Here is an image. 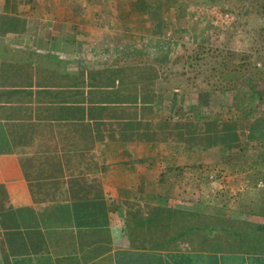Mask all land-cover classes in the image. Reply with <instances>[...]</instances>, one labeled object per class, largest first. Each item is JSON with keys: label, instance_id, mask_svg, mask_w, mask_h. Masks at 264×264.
<instances>
[{"label": "crops", "instance_id": "1", "mask_svg": "<svg viewBox=\"0 0 264 264\" xmlns=\"http://www.w3.org/2000/svg\"><path fill=\"white\" fill-rule=\"evenodd\" d=\"M62 1L0 0V15L51 21L54 31L63 26L84 42L73 50L141 52L122 39L106 45L98 32L123 38L141 30L147 14L129 11L131 1L65 0L81 7L69 14ZM51 2L53 19L43 12ZM127 17L136 21L118 25ZM78 24L87 28L84 40ZM14 44L21 42L5 45ZM10 89L0 86V264H264V217L249 213L254 188L247 172L233 170L240 162L222 155L183 167L153 157L155 164L135 166L145 157L123 152L125 143L103 137V126L99 139L92 119L45 105L1 106ZM175 165L182 170L163 169Z\"/></svg>", "mask_w": 264, "mask_h": 264}, {"label": "trees", "instance_id": "2", "mask_svg": "<svg viewBox=\"0 0 264 264\" xmlns=\"http://www.w3.org/2000/svg\"><path fill=\"white\" fill-rule=\"evenodd\" d=\"M165 1L168 0L144 2V10L150 22L153 23L151 37H146L148 40H143L141 36L138 42L126 44L122 42L121 37L112 35L110 29L102 30L103 32L98 30L100 39L103 38V43L106 45L121 40L122 44H126L125 46L140 47L143 44L144 48H149L151 43H155V37L168 36L165 30L166 21L163 17ZM23 2L31 6L35 5V0H20V3ZM64 4L67 14L71 10L75 12L76 9L81 8L79 5L75 9L73 3L72 8L71 3L64 2ZM52 7H54L53 2L44 8V13L49 16L48 18L52 17L51 19L54 18L55 9ZM196 12L220 24L219 14L223 16L226 10L216 7H199ZM39 23L38 20L34 21L18 14L0 15V60H2L0 62V86L11 87L12 94L16 93L17 96L16 102H13L7 97L11 93L8 94L2 99L1 106L33 109V107L45 105L59 109L67 116L87 117L94 120L98 138L101 139V126H103V137L111 142H146L152 146L159 142L171 141L182 144L186 149L201 147L203 144L204 147H215L231 146L241 142L242 138L234 122L228 124L221 122L219 128H215V118L210 121L194 120L190 113L184 112L187 118L183 119L182 110H180L182 106H179L173 115L163 116L157 112V100L174 99L179 95V92L175 90L169 93V89L164 86L175 73L172 71L164 73L160 70L161 65L169 66L174 60L164 63L153 57L127 58L118 55L111 62L103 65L84 67L78 60V51L73 50L74 44L84 42L75 38V34L65 33L64 30L54 31L52 36L47 38L42 31L37 30ZM79 27L85 28L83 24L76 25V28ZM173 30L175 32V29ZM8 40L21 42V44L11 45L7 49L5 44ZM27 43H30L29 49L24 47ZM188 57L193 56L188 55ZM6 59L9 63L3 65ZM187 63L189 67L193 66L192 61ZM232 88H234L233 85L231 88L228 86L231 92ZM207 90L209 89L204 88L203 91ZM216 90L218 89L210 91ZM200 94L202 92L197 90L195 93L192 92V97L197 99ZM200 129H202L204 143H201L200 138H196V132ZM259 129L252 128L256 135L262 132L258 131ZM249 143L250 146L260 147L264 144V138L257 136ZM151 159L152 161L149 157H145L137 160L136 166L149 167L151 163H154L153 157ZM260 160L264 165V158ZM158 162L160 164L159 160ZM194 165L209 173H218L215 168L203 167L202 163ZM163 169L181 171L182 167L175 165ZM239 169L241 171L244 167L241 166ZM242 171L245 172V170ZM262 175L264 174L258 171L254 174L247 172L246 177L252 181L250 184L254 188L253 199L248 204L249 213L251 211L250 214L264 217V184L263 187L258 186V180L261 178L264 180Z\"/></svg>", "mask_w": 264, "mask_h": 264}, {"label": "rangeland", "instance_id": "3", "mask_svg": "<svg viewBox=\"0 0 264 264\" xmlns=\"http://www.w3.org/2000/svg\"><path fill=\"white\" fill-rule=\"evenodd\" d=\"M63 1L60 7L65 13L67 10ZM106 1L111 4L114 0ZM128 1H131L130 7L127 8L129 11H144L147 14L144 10V2L147 0ZM39 2L42 3L43 0ZM110 4L109 6H112ZM199 7H216L221 10L223 8L226 12L223 16L219 14L221 21L219 24L207 16L197 14L196 10ZM165 16L173 18L166 26L169 30L175 29V32L170 31L168 36L155 37V43L149 45L150 50L146 51L147 48H144L142 44L141 52L113 48V50L105 51L97 49L96 51H78V60L79 57L81 58L80 64L84 67L99 66L111 62L118 55L127 58L153 57L164 63L174 60L169 66L161 65L160 70L164 73L170 71L175 73L164 86L169 89V93L175 90L179 92V95L174 99L157 100V112L163 116L173 115L174 111L182 106L180 110H182L183 119L187 118L184 115L185 112L190 113L194 120L210 121L215 118V128H219L221 122L225 124L234 122L242 140L231 146H223V150H217L221 146L204 147V144L201 147L186 149L182 144L167 141L152 146L146 142L125 143L126 147L123 145L122 151L133 159H137L138 156L152 155V157H158L159 161L165 162L166 157L170 164L187 163L193 158L196 161L203 158L209 161L224 155L240 162L234 164L235 171H240L239 167L242 166L244 169L241 171L245 170L251 174L258 171L264 174V165L260 160L264 158V144L260 147L248 144L257 136L264 138V0H168L163 3L164 19ZM129 19L127 17L117 20V23L118 25L123 23L125 26L126 23L136 21ZM78 21H81L80 18ZM39 22L37 30L50 38L54 32L53 22ZM153 22L156 23V21ZM152 24L149 18L144 20L141 30L128 32L122 38V42L126 44L138 42L141 36L143 40H148L146 37H151ZM174 26L175 28H171ZM60 30L63 31L64 28ZM86 30L87 28L79 27L78 31L84 34L80 35V37L83 36L82 40L88 37L85 35V32H88ZM140 32L141 34L138 35L137 33ZM188 55L193 57L189 58ZM186 60L192 61L193 66H187ZM231 85L234 86L232 92L228 89ZM204 88L209 90L203 91ZM211 89L218 90L210 91ZM185 90L188 91L185 92ZM197 90L202 94L196 99L192 97V92L195 93ZM253 127L257 129L260 127L258 131L262 132L256 135L252 130ZM202 136V129H200L196 132V138H200L201 143H204ZM226 147L228 148L225 149ZM136 163L134 162L133 165L136 166ZM188 164L183 166H189ZM246 179L247 183H252L251 180ZM241 183V179L236 181V185L243 186ZM263 184L262 178L258 180L259 187H263Z\"/></svg>", "mask_w": 264, "mask_h": 264}]
</instances>
